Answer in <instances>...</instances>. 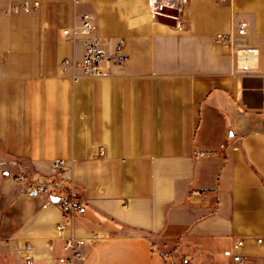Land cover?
Segmentation results:
<instances>
[{
	"label": "crops",
	"instance_id": "0c3cea01",
	"mask_svg": "<svg viewBox=\"0 0 264 264\" xmlns=\"http://www.w3.org/2000/svg\"><path fill=\"white\" fill-rule=\"evenodd\" d=\"M24 1L0 0V264H21L26 244L44 264L65 237L92 232L108 239L86 264H231L236 240L264 264V0H188L182 31L151 18L147 0L9 12ZM84 13L110 59L102 76L74 80L60 64L83 42L62 31ZM241 22L256 51L248 73L216 41ZM32 181L85 213L57 231L61 204Z\"/></svg>",
	"mask_w": 264,
	"mask_h": 264
},
{
	"label": "built area",
	"instance_id": "2783aa9c",
	"mask_svg": "<svg viewBox=\"0 0 264 264\" xmlns=\"http://www.w3.org/2000/svg\"><path fill=\"white\" fill-rule=\"evenodd\" d=\"M188 0H147L148 11L151 18L156 21L169 20L172 27L177 31L186 28V6ZM38 2L35 0H25L21 4L14 5L9 12H29L32 7H36ZM247 23L241 22L233 33H224L217 36V43L222 47L229 49L235 58L241 62V70L244 73L250 72L249 59L256 57V51L246 45ZM62 35L66 38L79 37L83 42V52L80 59L71 58L64 59L60 66L64 74L70 73L74 80L86 77H100L103 75L105 62L110 59L101 49L99 39L96 35V24L91 14L84 13L81 15L79 23L73 28H66L62 31ZM113 61L119 65L127 61V55L124 53V42H120L116 46ZM65 161L56 160L53 168L56 174L64 171ZM18 180L25 182L27 178L24 174L18 176ZM31 190L37 195L54 197L55 190L58 185L49 182L32 181ZM63 212V220L57 226V231H64L72 224L75 217L85 213L86 208L78 202L75 196L65 195L59 196ZM108 236L101 232H92L88 237H80L70 234L64 238L63 254L57 257L49 258L44 264H86L88 256L96 254V249L102 245ZM261 240H258L260 242ZM244 246L243 240H236L231 252V264H263L249 262L248 258L241 253ZM21 264H37L32 255V246L26 244L23 248ZM175 264V263H166ZM179 264H196L192 258L185 256L181 258Z\"/></svg>",
	"mask_w": 264,
	"mask_h": 264
},
{
	"label": "water",
	"instance_id": "95a60500",
	"mask_svg": "<svg viewBox=\"0 0 264 264\" xmlns=\"http://www.w3.org/2000/svg\"><path fill=\"white\" fill-rule=\"evenodd\" d=\"M51 200H52L53 202H58V201H59V199H58L57 197H51Z\"/></svg>",
	"mask_w": 264,
	"mask_h": 264
}]
</instances>
